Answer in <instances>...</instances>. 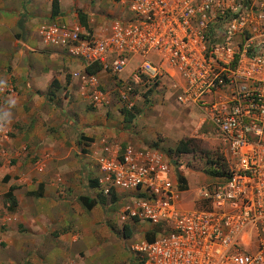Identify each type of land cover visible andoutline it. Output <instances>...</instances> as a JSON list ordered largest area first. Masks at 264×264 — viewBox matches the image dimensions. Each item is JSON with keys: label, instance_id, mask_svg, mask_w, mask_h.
<instances>
[{"label": "built area", "instance_id": "obj_1", "mask_svg": "<svg viewBox=\"0 0 264 264\" xmlns=\"http://www.w3.org/2000/svg\"><path fill=\"white\" fill-rule=\"evenodd\" d=\"M114 1L130 15L113 19L105 37L55 21L38 34L81 62L70 74L89 87L92 107L114 99L132 110L168 81L174 101L198 108L211 125L229 169L208 185L181 189L160 149L127 144L96 154L103 192L122 197V227L160 228L131 252L141 264H264V0ZM88 64L113 76V88L98 89Z\"/></svg>", "mask_w": 264, "mask_h": 264}, {"label": "crops", "instance_id": "obj_2", "mask_svg": "<svg viewBox=\"0 0 264 264\" xmlns=\"http://www.w3.org/2000/svg\"><path fill=\"white\" fill-rule=\"evenodd\" d=\"M52 2L0 0V206H5L0 207V264H135L128 246L131 235L125 237L126 229V241L121 240L119 222L106 210L109 194L98 181L91 187L89 179L97 178L94 156L102 149L120 148L122 143L142 147L153 137L152 131L160 130L161 126L146 127L145 123H160L159 113L154 115L159 103L125 121V111L135 117L145 107L142 97L132 110L121 108L113 99L107 118L103 111L108 105L92 107L91 90L70 74L82 67L81 62L45 44L38 34L41 24L55 21L79 24L84 32L105 37L111 21L128 17L130 11L114 0H57L53 15ZM21 12L26 13L22 28L18 24ZM79 13L84 14V23ZM132 68L130 62L122 77ZM94 75L98 89L113 88V76L103 70ZM165 82L158 89L164 90ZM84 104L97 111L86 112ZM54 108L65 113L63 117ZM168 129L173 134L183 131L181 123ZM7 132L12 135L8 137ZM78 133L91 139L83 146L85 152L77 147ZM8 191L12 200L5 198ZM82 197L95 201L88 207ZM131 224L136 230L146 227ZM131 224L125 225L132 234Z\"/></svg>", "mask_w": 264, "mask_h": 264}, {"label": "rangeland", "instance_id": "obj_3", "mask_svg": "<svg viewBox=\"0 0 264 264\" xmlns=\"http://www.w3.org/2000/svg\"><path fill=\"white\" fill-rule=\"evenodd\" d=\"M148 92L149 93H144V95H142L143 101H141V103H143L145 107L141 108L139 111H136L134 118L137 117L138 113H143L144 109L150 107L153 108L157 103H159L158 106L160 107H158V110L154 111V115L159 113V117L157 120L160 123L156 121H147L145 123L146 127H161L158 131H152L153 137L150 139L147 138V142L143 146H153L164 152L170 159L171 167L176 175V179L178 175L184 176L187 182V186L191 189L197 188L200 185H208L209 183H212L217 178H219L218 176H211L205 172V170L210 168V166H214V162H225L224 156L220 152L218 141L214 137L211 125L209 123L201 121L197 109L193 107L178 105L174 101V99H171L170 94L163 90V88ZM112 105L113 102L108 105L107 108H104L105 111L103 112L107 118L109 116L110 107H112ZM83 108L88 113L97 111L96 109L86 104H84ZM54 110L56 115L60 114V117H63V114H65L61 111H57L55 108ZM165 113L167 114V116H165L167 117V119H162L163 114ZM64 117L66 118V116ZM19 122L21 121L19 120L18 123ZM177 123H181L183 131L181 129V131L176 132V134L170 133L171 130H169L168 127ZM128 127H131V125ZM129 130L130 129H128V131ZM10 133L11 132H7L6 135L11 136L12 134ZM128 133L130 136H132V133ZM77 138L78 149L85 148L83 147L84 144L89 143V141L91 140L90 137L83 135V133H78ZM180 139L187 140V142H189L188 152L178 153L174 151V148ZM124 144L122 143L121 145L123 146ZM87 173L89 174V172ZM207 177H212V180L207 181ZM81 187L82 189H85L83 184ZM37 190L39 191V189ZM38 191L36 192L38 193ZM83 193L85 194L87 193V191L85 190ZM108 201H110V203L107 206L106 210L110 214L111 218L117 222L119 211L122 206V197L118 195L112 196V194H109ZM4 207L5 206L2 205L1 208ZM143 224L144 225L142 226L146 227L138 230L134 228L135 225L133 226L131 224L132 234L128 246H132L136 242L140 241L143 237H145L146 231L155 230L157 228L156 226L150 225L146 222H143ZM120 225L121 224L119 223L118 225H116L120 227L118 228L119 237L121 238V240L126 241V238L123 235L125 228L123 229ZM157 229L160 230V228ZM134 256L135 264H137L140 261V258L136 254Z\"/></svg>", "mask_w": 264, "mask_h": 264}, {"label": "trees", "instance_id": "obj_4", "mask_svg": "<svg viewBox=\"0 0 264 264\" xmlns=\"http://www.w3.org/2000/svg\"><path fill=\"white\" fill-rule=\"evenodd\" d=\"M57 9H58V2H57V0H53V2H52V14L53 15L57 13ZM25 14H26L25 12L20 13V18L18 21L20 28H22V22L25 21ZM79 15H80L81 21L84 23V14L79 13ZM84 70H85V72H87L89 74H95L100 70V66L97 64H88L84 67ZM53 86H56L55 80H53ZM124 113H125V121H132L133 120L134 115L132 112L125 111ZM188 144H189V142H187V140L180 139L178 141V143L176 144L174 151L178 152V153L188 152L189 151ZM80 151L85 152V149L81 148ZM214 163H215L214 166H210V168L205 170V172L207 174H209L211 176H218V177H225L229 174V169H228L225 162L224 163L214 162ZM177 181H178V185L181 189H186L188 187L186 179L184 178V176L178 175ZM89 185L91 187L97 186V180L96 179H89ZM5 198H7L8 200L13 199L10 191L6 192ZM80 199H82V202H84V204L88 207H90L95 201L94 199H91L88 197H82ZM13 203H14V201H13ZM9 208H11V207L9 206ZM124 228H125V230L127 229L124 233L125 237L126 238L130 237L131 233H130V230L128 229V226L124 225ZM157 231H158V229L156 228L155 230L145 232V239L148 241L153 240ZM137 264H141V262L139 261Z\"/></svg>", "mask_w": 264, "mask_h": 264}, {"label": "clouds", "instance_id": "obj_5", "mask_svg": "<svg viewBox=\"0 0 264 264\" xmlns=\"http://www.w3.org/2000/svg\"><path fill=\"white\" fill-rule=\"evenodd\" d=\"M153 147V146H152Z\"/></svg>", "mask_w": 264, "mask_h": 264}]
</instances>
